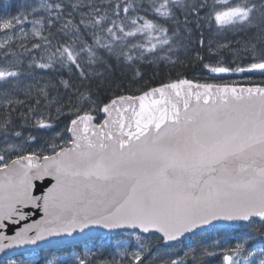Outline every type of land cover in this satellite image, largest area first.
<instances>
[{
	"label": "snow or ice",
	"instance_id": "obj_1",
	"mask_svg": "<svg viewBox=\"0 0 264 264\" xmlns=\"http://www.w3.org/2000/svg\"><path fill=\"white\" fill-rule=\"evenodd\" d=\"M0 33V264H264V0H25Z\"/></svg>",
	"mask_w": 264,
	"mask_h": 264
},
{
	"label": "trees",
	"instance_id": "obj_2",
	"mask_svg": "<svg viewBox=\"0 0 264 264\" xmlns=\"http://www.w3.org/2000/svg\"><path fill=\"white\" fill-rule=\"evenodd\" d=\"M19 2V3H18ZM18 4V5H17ZM24 3L22 0H0V16L5 15H15L18 11V9H22V6ZM27 28V26H25ZM3 33H0V36H2ZM141 71L144 73L145 80L141 81L139 84L135 85L136 87H148V86H155L160 81L165 80L169 78H175L177 73H183L184 75L188 76V78H192L193 76H199L200 75V69L195 66H188L186 68L184 67H177L169 69L168 67H165L163 65L160 66V68H154L151 65L147 66H141ZM239 75L233 76V78H237ZM119 79V76L117 77ZM125 82H127V78H125ZM223 229H220L219 232H223ZM228 231H233L232 229H229ZM211 235H213L216 238H220L219 233L217 230H213ZM151 243L153 248L160 247L163 244V241L160 239V235L155 234L150 237ZM229 243H234V241L229 240ZM192 243V238L186 239L183 244L177 245L175 247V250L177 252H181L185 248L186 245ZM264 246V245H260ZM57 255L65 256L66 258L73 253L64 251V252H55ZM208 264H219V259L217 257H209L208 258Z\"/></svg>",
	"mask_w": 264,
	"mask_h": 264
},
{
	"label": "rangeland",
	"instance_id": "obj_3",
	"mask_svg": "<svg viewBox=\"0 0 264 264\" xmlns=\"http://www.w3.org/2000/svg\"><path fill=\"white\" fill-rule=\"evenodd\" d=\"M22 2H23V3H25V0H22ZM0 38H3V35H2V36H0ZM233 79H240V76H239V77H237V78H233ZM257 79H259V77H257ZM61 256H62V255H61ZM62 257L66 258L65 256H62Z\"/></svg>",
	"mask_w": 264,
	"mask_h": 264
},
{
	"label": "water",
	"instance_id": "obj_4",
	"mask_svg": "<svg viewBox=\"0 0 264 264\" xmlns=\"http://www.w3.org/2000/svg\"><path fill=\"white\" fill-rule=\"evenodd\" d=\"M9 234H12L11 231L9 232ZM157 234H159V233H157ZM0 260H3V255L2 254H0Z\"/></svg>",
	"mask_w": 264,
	"mask_h": 264
},
{
	"label": "bare ground",
	"instance_id": "obj_5",
	"mask_svg": "<svg viewBox=\"0 0 264 264\" xmlns=\"http://www.w3.org/2000/svg\"><path fill=\"white\" fill-rule=\"evenodd\" d=\"M19 3V2H18ZM18 5V4H17Z\"/></svg>",
	"mask_w": 264,
	"mask_h": 264
}]
</instances>
